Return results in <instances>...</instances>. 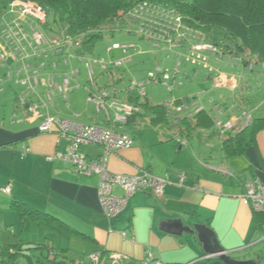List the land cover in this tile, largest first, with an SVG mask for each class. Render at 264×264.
Returning a JSON list of instances; mask_svg holds the SVG:
<instances>
[{
  "label": "crops",
  "instance_id": "obj_1",
  "mask_svg": "<svg viewBox=\"0 0 264 264\" xmlns=\"http://www.w3.org/2000/svg\"><path fill=\"white\" fill-rule=\"evenodd\" d=\"M9 2L0 0V14ZM217 63L221 68L208 77L220 73L226 85L234 89L236 78L227 70L223 71L222 66L246 69L230 61ZM258 69L260 66H256L252 75H260ZM251 96H241L243 101L251 100L250 106L244 108L250 112L255 110ZM18 111L26 120L22 121L27 123L25 128L16 131L0 126V147L3 148L0 150V187H10L6 195L11 200L12 211H17L14 207L17 201L69 227V230L61 229V238L67 239L63 232L76 236L78 242L74 247L64 245L62 240L58 246L51 241L53 248L66 250L62 260L87 264L89 262L83 255L104 252L107 254L104 258L106 264H110V255L113 254L119 256L121 264H142L150 251L153 259L162 264H194L205 256H210L207 260L212 262L210 264H222L221 256L212 253L220 250L235 260L236 255L254 252L260 245L263 248L257 252L263 260L264 225L259 229L254 212L242 202V196L248 185L254 182L264 185V129L257 133L254 144L236 157H228L223 140L227 132L238 134L249 124L243 117L231 116V110L221 120L233 122L232 129L225 132L218 128L197 130H208L220 137L218 151H212V146V149L201 151L199 147L190 146L188 138L180 136L171 139L157 136L152 140L144 136L137 140L132 136V148L109 157V171L127 176L149 171L171 183L166 185L161 198L150 191L134 194L124 212L109 220L104 216L99 200V177L80 175L69 163L56 161L55 156L68 148V141L63 143L55 132H41L39 121L28 117L15 104V115ZM97 117L92 124L102 125L103 120ZM138 124L137 119L133 125ZM81 151L90 161L101 155L99 146H84ZM4 157L10 158L13 168L5 165ZM11 169V173H7ZM180 173L186 174L183 186L179 184ZM114 194L121 196L124 191L115 187ZM33 221L60 228L53 222ZM0 244V248L15 244L48 246L37 239H17L8 244L0 241ZM259 254L237 260H254Z\"/></svg>",
  "mask_w": 264,
  "mask_h": 264
},
{
  "label": "built area",
  "instance_id": "obj_2",
  "mask_svg": "<svg viewBox=\"0 0 264 264\" xmlns=\"http://www.w3.org/2000/svg\"><path fill=\"white\" fill-rule=\"evenodd\" d=\"M49 22L50 14L47 9L37 2L27 0H12L0 16V63L14 66L15 69L18 66V75L24 76L22 84L25 86V90L20 96H17V105L28 117L43 121L40 125L41 132H55L60 139L68 141L69 146L66 152L57 154L54 159L69 163L73 170L80 175H97L99 177L98 195L103 214L107 219H115L122 214L127 208L130 198L136 193L150 191L156 197L161 198L166 185L171 183L169 179L159 178L149 171H143L136 176H127L113 174L108 169L109 157L112 154L133 147L134 139L127 132V127L130 118L140 109L126 99L119 98L118 90L114 89L112 92L98 90L97 95L91 99L95 104L97 116L103 115L102 125L82 124L78 121L80 116L73 119L58 118L50 112L48 104L53 99L61 98L67 102L69 93L74 90L72 83L79 75L78 70L72 69L70 73L60 74L61 81L55 83L53 70L58 69L61 64H69L74 58L82 61L86 54L79 50L81 48L79 39L65 35L63 32L51 34V30L48 29ZM173 30L176 31L178 38L182 39L185 36V33H182L185 29L181 25L180 18L174 19ZM136 33L142 37L153 39L157 45L170 44L180 48L179 42L167 37L153 36L143 27L137 28ZM192 44L180 55L175 73H180L179 68L182 65V60L202 67L207 66L204 68L213 73L208 65V57L210 55L215 61L221 62L217 49L206 43ZM134 48L133 43H114L107 50L109 53L120 51L124 55H129V52ZM125 61H130V58L109 64H106L104 59L95 62H99L103 70H108V66L118 68ZM240 61L239 58L235 59V62ZM87 65L90 69L92 86L90 95L93 96L92 64L88 62ZM253 67V64L249 65L250 70ZM159 72H162L161 69ZM48 73H50V80L45 81L44 76ZM216 75L219 79L215 88H219L223 86L224 78L220 73ZM157 78L151 73L152 81L159 82ZM175 79V76L172 78L168 72L164 74L163 84L168 86L170 92L175 87ZM170 81L173 84L169 85ZM145 84L134 82L128 92H134L139 98L144 99L147 97ZM45 88L48 89L47 92H44ZM48 100L49 103H47ZM192 101L188 100L182 104L169 101L164 106L171 114L186 113L190 116L204 110L196 100L193 103ZM244 114L247 116L246 123L249 124L252 121V114L247 112ZM233 127V122H223L221 119L215 122V128L221 132L228 131ZM90 145L101 148V155L97 160H88L81 151L82 147ZM178 178L179 184L185 185L186 174L180 173ZM115 187H120L124 194L121 196L114 194ZM0 191L8 194L10 187L0 188ZM242 202L254 212H264V185L259 182L248 185L242 196ZM122 235L126 236V233H122ZM209 258L210 256H205L194 264L207 261ZM119 259L118 255L113 254L110 255L109 262L110 264H121ZM87 264H106V262L101 253L96 252L89 255ZM142 264H162V262L153 259L152 253L148 251L147 258Z\"/></svg>",
  "mask_w": 264,
  "mask_h": 264
},
{
  "label": "rangeland",
  "instance_id": "obj_3",
  "mask_svg": "<svg viewBox=\"0 0 264 264\" xmlns=\"http://www.w3.org/2000/svg\"><path fill=\"white\" fill-rule=\"evenodd\" d=\"M7 1V0H1ZM54 26V25H53ZM55 27V26H54ZM54 32H59L55 27ZM50 31V33H54ZM130 31H134L130 33ZM137 27L129 26L123 31H116L114 34L106 32L104 38L99 40L92 53H86L84 59L81 61L77 58L72 59L69 64H61L59 68L53 70L55 74V83H59L62 79L60 74L65 72L70 73L72 69L79 71V75L76 81L72 83L73 92L69 93L67 102L63 101L61 98L53 99L52 102L47 103L50 112L63 119H73L76 116H80L78 121L82 124H92L96 121L97 114L95 112V104L91 99L97 95V91H107L112 92L114 89L118 90L119 98L127 99L128 89L132 86L134 82L137 84L146 83V93L147 100L151 105H164L166 102L180 101L185 102L187 99L196 100L199 105L203 107L213 118L217 120L222 119L223 116L231 110V116L236 118H245L247 116L244 112L252 113L254 118H262L264 116V74L261 69L260 75H252L239 67L225 68L222 66V70H227L229 75L232 74L236 78L237 86L235 89L228 87L226 83L223 86L215 88V84L218 81L216 74L212 77H208L211 72H209L207 66L194 65L191 62L182 60V65L179 70L180 73L176 74L175 69L180 60V55L185 52V50L173 47L170 44H159L157 45L148 38H143L141 35L136 33ZM114 43H133L135 48L129 52V55H124L120 51H115L114 53H109L107 48ZM125 63L116 68L108 66V70H103L99 62L104 59L106 64L114 63L118 60H127ZM99 61V62H95ZM224 62H229L223 59ZM91 62V69L93 71L94 80V95H90V88H92L90 83V69L87 65ZM209 68L213 72L218 71V67L221 68V64L217 63L213 57L209 55L208 57ZM18 66L16 69L14 66L2 65L0 63V126L6 128H12L13 130H21L27 126V123L22 122L23 118L20 111L15 115V98L20 96L22 91L25 90V86L22 84L24 76L18 75ZM161 69L162 72H159ZM170 73L171 77L175 76V87L172 92L169 91L168 86L163 84L164 74ZM234 72V73H233ZM151 73L158 77L159 82L152 81L150 79ZM48 75V76H47ZM44 76L45 81L50 80V73ZM173 80V79H170ZM150 82V83H148ZM173 84L170 81L169 85ZM48 89H44L47 92ZM248 98V95L253 97V106L255 110L252 112L247 111L246 107L250 104L244 103L241 96ZM92 97V98H91ZM187 98V99H186ZM244 103V104H243ZM240 105V108L239 106ZM251 109V108H250ZM244 110V111H243ZM222 111V113H220ZM103 115H100L102 120ZM26 121V120H25ZM39 124L43 123L42 120H38ZM140 124L128 126L129 134L138 138L144 136L147 140H152L157 138V136H162L164 138H177V136L188 138L190 141V146L198 147L201 151H207L212 149V151L219 150V140L220 137L212 135L208 130H201L198 134H193L187 137L185 134H180L176 128L169 129L166 126L154 127L151 125L148 117H144L139 120ZM25 123V124H23ZM212 131V130H211ZM209 137L206 139L204 137ZM63 143H66V139H63ZM185 147H188L187 142H183ZM66 145V144H65ZM69 144H67L68 147ZM212 146V148L210 147ZM3 148L0 147V150ZM14 149L11 150L13 152ZM67 150V149H66ZM65 148L62 153L66 152ZM5 165H9L11 168L14 165L10 162L9 157L3 158ZM57 161V159H55ZM60 161V160H59ZM61 162V161H60ZM11 170H7V173H11ZM3 188V187H0ZM11 200L6 194H2L0 191V241L4 243H10L17 239H37L43 240L48 246H51V241L58 246L61 240L63 244L75 245L78 242L76 236L68 235L66 232L64 236L67 239L61 238V228L56 229L55 227L42 223L33 221V219L22 211L16 209L17 211H12L10 208ZM40 226V227H39ZM67 234V235H66ZM60 241V242H59ZM1 246V244H0ZM88 246V245H87ZM86 246V247H87ZM52 247V246H51ZM74 247V246H73ZM263 246L260 245L255 249L254 252H248L236 255L237 259L247 257L250 255L256 256L259 253L257 250L262 249ZM1 250V248H0ZM88 253V252H87ZM86 258L89 262V254L87 256H82ZM262 256L259 254V258L248 261H242L235 259L239 264H264L261 260ZM68 264H73L68 262Z\"/></svg>",
  "mask_w": 264,
  "mask_h": 264
},
{
  "label": "trees",
  "instance_id": "obj_4",
  "mask_svg": "<svg viewBox=\"0 0 264 264\" xmlns=\"http://www.w3.org/2000/svg\"><path fill=\"white\" fill-rule=\"evenodd\" d=\"M12 0H10L11 2ZM34 1L47 9L50 14L48 29L56 27L59 32L79 39L81 53H92L96 43L109 32L123 31L129 26L143 27L153 36L167 37L179 42L185 50L192 43H206L217 49L223 59L240 65L252 74L256 66L264 71V0H27ZM9 2V3H10ZM6 8V7H5ZM3 13V12H2ZM1 13V14H2ZM0 14V16H1ZM180 18L182 33L180 39L173 30L174 19ZM55 27H54V26ZM134 31H130L132 33ZM145 38V37H143ZM151 41L153 39L150 38ZM241 59L235 62V59ZM253 64L252 70L249 65ZM128 102L140 109L130 118L128 126L148 117L154 127L176 128L180 134L192 136L201 128L215 130L216 118L206 110L190 116L186 113L171 114L164 105H151L147 97L139 98L128 92ZM251 100L244 103L251 104ZM177 104H182L177 101ZM226 122V121H223ZM264 129V118H252L240 133L227 132L223 149L228 157L243 155L254 144L259 131ZM127 132L129 133L128 127ZM260 183V182H259ZM14 207L33 219L53 222L63 230L69 227L59 220L37 210L27 208L23 203L14 202ZM13 203V204H14ZM254 212V211H253ZM259 229L264 225V212H254ZM66 250L38 244L24 246L9 245L0 250V264H68L62 260ZM102 258L107 254L102 252ZM264 260V256H263ZM74 263V262H73ZM211 261L196 264H210ZM74 264H83L75 262Z\"/></svg>",
  "mask_w": 264,
  "mask_h": 264
},
{
  "label": "water",
  "instance_id": "obj_5",
  "mask_svg": "<svg viewBox=\"0 0 264 264\" xmlns=\"http://www.w3.org/2000/svg\"><path fill=\"white\" fill-rule=\"evenodd\" d=\"M214 255H220L222 258L223 263L222 264H239L240 262H236L234 259H232L231 257L227 256V254L223 251H216L214 253H212Z\"/></svg>",
  "mask_w": 264,
  "mask_h": 264
}]
</instances>
